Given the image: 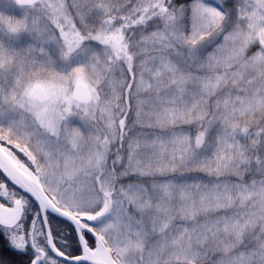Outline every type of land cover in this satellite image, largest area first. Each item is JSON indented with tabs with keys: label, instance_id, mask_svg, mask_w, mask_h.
<instances>
[{
	"label": "snow or ice",
	"instance_id": "snow-or-ice-1",
	"mask_svg": "<svg viewBox=\"0 0 264 264\" xmlns=\"http://www.w3.org/2000/svg\"><path fill=\"white\" fill-rule=\"evenodd\" d=\"M0 264H264V0H0Z\"/></svg>",
	"mask_w": 264,
	"mask_h": 264
},
{
	"label": "rangeland",
	"instance_id": "rangeland-1",
	"mask_svg": "<svg viewBox=\"0 0 264 264\" xmlns=\"http://www.w3.org/2000/svg\"><path fill=\"white\" fill-rule=\"evenodd\" d=\"M0 11H5L6 13L10 12V11H13V12L16 11V12H18L19 16L22 14V10L17 8L16 6H14V7L12 6L10 8H0Z\"/></svg>",
	"mask_w": 264,
	"mask_h": 264
},
{
	"label": "trees",
	"instance_id": "trees-1",
	"mask_svg": "<svg viewBox=\"0 0 264 264\" xmlns=\"http://www.w3.org/2000/svg\"><path fill=\"white\" fill-rule=\"evenodd\" d=\"M15 5H13V7H14ZM17 7V6H16ZM18 8V7H17ZM6 14H11V15H13V16H16V17H19V14H18V12H16V11H10V12H7Z\"/></svg>",
	"mask_w": 264,
	"mask_h": 264
},
{
	"label": "flooded vegetation",
	"instance_id": "flooded-vegetation-1",
	"mask_svg": "<svg viewBox=\"0 0 264 264\" xmlns=\"http://www.w3.org/2000/svg\"><path fill=\"white\" fill-rule=\"evenodd\" d=\"M0 178H2V177H0Z\"/></svg>",
	"mask_w": 264,
	"mask_h": 264
}]
</instances>
